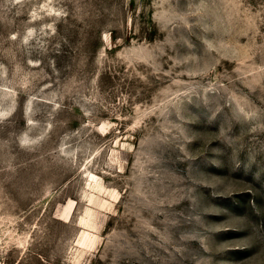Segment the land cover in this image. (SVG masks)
Wrapping results in <instances>:
<instances>
[{
  "label": "rangeland",
  "instance_id": "rangeland-1",
  "mask_svg": "<svg viewBox=\"0 0 264 264\" xmlns=\"http://www.w3.org/2000/svg\"><path fill=\"white\" fill-rule=\"evenodd\" d=\"M0 264H264V0H0Z\"/></svg>",
  "mask_w": 264,
  "mask_h": 264
}]
</instances>
